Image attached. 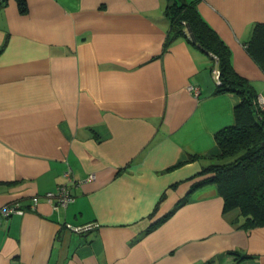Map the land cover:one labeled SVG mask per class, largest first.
<instances>
[{
	"label": "crops",
	"instance_id": "1",
	"mask_svg": "<svg viewBox=\"0 0 264 264\" xmlns=\"http://www.w3.org/2000/svg\"><path fill=\"white\" fill-rule=\"evenodd\" d=\"M25 2L0 0V205L24 211L0 215V264H264V226L223 211L214 182L191 190L240 98L215 93L185 36L164 48L170 1ZM196 9L264 95L246 47L264 0ZM68 169L74 200L53 205L43 195Z\"/></svg>",
	"mask_w": 264,
	"mask_h": 264
},
{
	"label": "trees",
	"instance_id": "2",
	"mask_svg": "<svg viewBox=\"0 0 264 264\" xmlns=\"http://www.w3.org/2000/svg\"><path fill=\"white\" fill-rule=\"evenodd\" d=\"M16 1L20 12H25V0ZM169 1L165 15L170 25L164 48L177 37L185 36L210 56V70L215 65L219 69L215 93L231 92L240 98L234 107V124L215 134L219 152L208 156L211 162L201 170L211 176L191 190L214 182L223 198V211L239 208L244 228L264 226V108L257 103L251 83L232 68L228 47L197 11V0ZM246 47L264 68V24L253 25ZM186 196L179 204L187 200ZM164 198L165 193L160 201Z\"/></svg>",
	"mask_w": 264,
	"mask_h": 264
},
{
	"label": "built area",
	"instance_id": "3",
	"mask_svg": "<svg viewBox=\"0 0 264 264\" xmlns=\"http://www.w3.org/2000/svg\"><path fill=\"white\" fill-rule=\"evenodd\" d=\"M211 71L213 74V79L216 82H219L220 73H219V69L217 68V66L215 65L211 69ZM193 88L194 87H192V86L189 87V89H193ZM256 101L261 108H264V95H261V94L257 95ZM64 177L66 178V181L57 185V188L55 191H48L43 195V197L48 202L52 203L53 205H57V206H61V207H67L74 200V196L71 194L70 186H69V183H71L73 181V179L70 175L69 169L64 172ZM88 178H90V179L93 178V175L92 174L89 175ZM38 201H39V196L34 195L32 197V204H31V207L33 209L35 208V205L38 203ZM23 212H24L23 209H21L20 207H18L16 205H11V204H1L0 205V215L4 216V217L12 215L14 213H23ZM67 227L71 228L72 230H75L77 232H81V231L88 230V229L92 228L93 225L88 223L86 225L72 226V227L70 225H67Z\"/></svg>",
	"mask_w": 264,
	"mask_h": 264
},
{
	"label": "rangeland",
	"instance_id": "4",
	"mask_svg": "<svg viewBox=\"0 0 264 264\" xmlns=\"http://www.w3.org/2000/svg\"><path fill=\"white\" fill-rule=\"evenodd\" d=\"M211 77L213 78V74H212V71L210 70V73H209V80H213V79H211ZM256 99H257V97H256Z\"/></svg>",
	"mask_w": 264,
	"mask_h": 264
}]
</instances>
